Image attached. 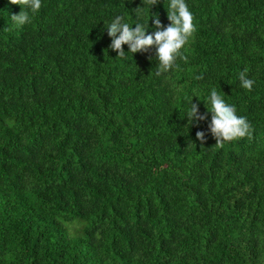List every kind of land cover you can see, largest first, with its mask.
Here are the masks:
<instances>
[{"label":"trees","instance_id":"1","mask_svg":"<svg viewBox=\"0 0 264 264\" xmlns=\"http://www.w3.org/2000/svg\"><path fill=\"white\" fill-rule=\"evenodd\" d=\"M185 2L186 59L157 75L106 27L152 34L170 0H42L22 26L0 0V264H264V0ZM212 89L251 138L215 145Z\"/></svg>","mask_w":264,"mask_h":264},{"label":"clouds","instance_id":"2","mask_svg":"<svg viewBox=\"0 0 264 264\" xmlns=\"http://www.w3.org/2000/svg\"><path fill=\"white\" fill-rule=\"evenodd\" d=\"M147 4L153 6L157 0H146ZM11 4L20 5L22 10L18 14L11 15V20L18 26L31 23V13L38 12L42 7V0H10ZM30 10V12H29ZM167 10V18L170 21L168 26H164L158 14L154 19L155 31L152 34H146L147 26L137 22L135 27L125 22L122 15H117L106 27L107 34L110 36L111 44L109 47L118 53V56L125 58L127 54L123 46L128 45L129 53L146 52L151 47L156 48V58L158 59L157 75L167 73L173 69L178 59H186L183 56L182 49L188 43L190 38L196 32L194 24V15L190 11L185 0H170ZM245 69L239 73L241 86L251 91L255 80L247 75ZM190 100V109L186 113L188 120L202 121L207 119V113L201 115L198 112V105ZM211 123L209 129L216 140V146H223L226 142L251 138L254 128L245 116L237 115L235 105H231L217 92L212 89L210 93ZM196 138L204 143L205 133L196 132Z\"/></svg>","mask_w":264,"mask_h":264}]
</instances>
